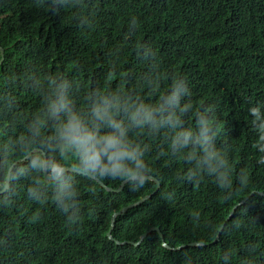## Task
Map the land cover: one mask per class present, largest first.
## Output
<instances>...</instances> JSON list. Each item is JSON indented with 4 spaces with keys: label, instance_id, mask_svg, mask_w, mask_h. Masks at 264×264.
<instances>
[{
    "label": "trees",
    "instance_id": "obj_1",
    "mask_svg": "<svg viewBox=\"0 0 264 264\" xmlns=\"http://www.w3.org/2000/svg\"><path fill=\"white\" fill-rule=\"evenodd\" d=\"M38 3L0 0V147L25 140L52 81H71L76 108L87 112L93 88L159 107L171 94V78L183 76L191 97L181 104L193 103L185 127L195 126L197 110L213 108L216 146L227 152L232 183L221 188L207 175L198 186L181 179L192 166L161 154L171 144L169 131L162 128L152 139L133 129L130 135L148 145L144 158L160 188L118 216L112 236L137 242L155 227L169 247H186L164 248L157 232L138 246L107 236L113 214L153 192L156 182L139 190L127 183L114 193L73 176L82 219L70 227L52 204L55 186L41 183L43 207L28 198L36 176L30 172L11 202L0 203V264H225L226 254L227 264H264V196L252 195L226 223L237 203L264 192V164L257 162L264 153L253 147L259 135L249 114L252 107L264 113V0H66L58 9L52 0ZM242 169L246 184L239 180ZM102 182L118 189L124 181Z\"/></svg>",
    "mask_w": 264,
    "mask_h": 264
},
{
    "label": "clouds",
    "instance_id": "obj_2",
    "mask_svg": "<svg viewBox=\"0 0 264 264\" xmlns=\"http://www.w3.org/2000/svg\"><path fill=\"white\" fill-rule=\"evenodd\" d=\"M44 3L45 0H39L38 4ZM52 4L57 9L68 6L66 0H52ZM114 76L115 72L110 71L108 80ZM171 81V94L159 107L130 104V97L103 95L108 92L106 88H93L94 98L87 112L76 108L71 81L60 84L52 81L55 88L50 86L42 104L43 114L28 129L25 140L17 137L15 142L0 147V203H10L21 177L35 173L33 187L26 190L28 198L43 207L46 200L42 197L41 183L55 186L52 204L64 214L71 227L82 219L75 211L76 193L69 182L73 176L96 182L119 179L132 185L133 190H139L155 177L144 158L148 145H142L130 135L133 129L138 130L137 136L152 139L161 134L162 128L169 131L171 144L168 151L161 154L170 153L171 157L192 166L181 179L198 186L207 175L221 188H230L232 165L227 152L216 146L219 126L213 108L197 110L195 126L185 127L184 117L192 111L193 103L190 100L182 105L181 99L191 97V91L186 77L174 75ZM249 114L255 117L252 123L259 135L253 147L264 153V113L259 107H252ZM45 130L50 134L45 135ZM71 158H75L74 163H69ZM257 162L264 164V157ZM239 180L241 184L247 183L245 169L240 171ZM94 211L90 208L89 215ZM36 218L37 215L32 217ZM230 221L227 219L226 223ZM215 241L216 244L218 241ZM224 259L227 264V254Z\"/></svg>",
    "mask_w": 264,
    "mask_h": 264
},
{
    "label": "water",
    "instance_id": "obj_3",
    "mask_svg": "<svg viewBox=\"0 0 264 264\" xmlns=\"http://www.w3.org/2000/svg\"><path fill=\"white\" fill-rule=\"evenodd\" d=\"M3 53H4V48H3V47H0V64L2 63V61H3V59H4V54H3ZM153 182H156V183H157V188H156L153 192H151V193L145 195L144 197L140 198V199L137 200L136 202L131 203V205H128V206L125 207L122 211L113 214V217H112V220H111V227H110V229H109V231H108V233H107V236H108V238H110V240L116 242L118 245H132V246H138V245L143 241V239L147 237V235H148L150 232H157V233L159 234L160 238H161L162 246H163L164 248L169 249V250H180V249H182V248H184V247H186V246H180V247L175 248V249L169 247V246L164 242V240H163V236H162V234L160 233L159 229H158V228H155V227L150 228L149 230H147L146 232H144L142 235H140V238H139V240H138L137 242H130V241L119 242V241H117V240L112 236V232H113V229H114V226H115V222H116L117 217H118V216H122V215H124L129 209H131V208H133V207H135V206H137V205H141L142 202H144L145 200H147L148 198H150V197L153 195V193H155V192L160 188V182H159L156 178H155V180H154ZM98 183H100V185H102L103 187L107 188L109 191L114 192V193H121V192L125 189V185L127 184L126 182H123L122 185L120 186V188H118V189H114V188L108 187L104 182H98ZM255 193H258V194H260L261 196H264V192L252 191L250 195H248L247 197H245L240 203H238L237 206H235L233 212L231 213V215H230L229 218H228V221H230V220L232 219V217L234 216L236 210H237L239 207L245 205V203H246V202L252 197V195H254ZM223 230H224V227H222V228L220 229V232H219L218 238H217V240H216L215 242L219 241L220 236H221ZM190 246H193V247L198 246V247H200V246H204V245H201V244H199V243H193V244H191ZM190 246H187V247H190Z\"/></svg>",
    "mask_w": 264,
    "mask_h": 264
}]
</instances>
